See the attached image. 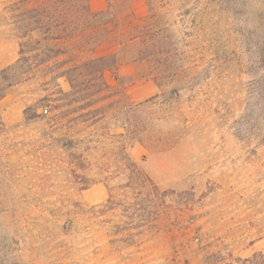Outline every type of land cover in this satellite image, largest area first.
Masks as SVG:
<instances>
[{"label":"rangeland","instance_id":"obj_1","mask_svg":"<svg viewBox=\"0 0 264 264\" xmlns=\"http://www.w3.org/2000/svg\"><path fill=\"white\" fill-rule=\"evenodd\" d=\"M13 1L0 264H262L264 0H87L22 63Z\"/></svg>","mask_w":264,"mask_h":264},{"label":"trees","instance_id":"obj_2","mask_svg":"<svg viewBox=\"0 0 264 264\" xmlns=\"http://www.w3.org/2000/svg\"><path fill=\"white\" fill-rule=\"evenodd\" d=\"M17 0L13 1L6 7L9 14L10 25L16 33L19 40V55L18 62L22 63L27 57V53L32 54L30 57L33 60H40L44 52H49L48 49L41 48V41L59 40L62 39L60 34H55V29L65 26L63 21H58L60 15L64 11L71 9L75 16L80 19L82 16H87L91 21H97L110 15L109 12L92 13L88 7L87 0ZM76 29L81 28L82 24L77 22ZM104 36L102 42H110L115 48L117 53L106 56V59L111 60V63L117 65L121 52L128 50L134 38L123 40L122 34L115 33L116 26L111 21L104 23ZM137 57L131 56V61H135ZM0 82L7 80L1 76ZM4 82V83H5ZM0 83V100L3 98L6 89L10 86ZM262 264H264V256H262ZM238 262H249L251 260H240Z\"/></svg>","mask_w":264,"mask_h":264}]
</instances>
